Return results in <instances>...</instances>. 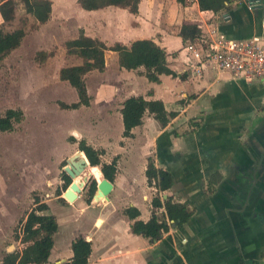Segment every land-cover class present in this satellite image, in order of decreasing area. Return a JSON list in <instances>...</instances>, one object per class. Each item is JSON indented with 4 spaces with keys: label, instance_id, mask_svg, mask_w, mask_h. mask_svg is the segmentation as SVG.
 Wrapping results in <instances>:
<instances>
[{
    "label": "crops",
    "instance_id": "0c3cea01",
    "mask_svg": "<svg viewBox=\"0 0 264 264\" xmlns=\"http://www.w3.org/2000/svg\"><path fill=\"white\" fill-rule=\"evenodd\" d=\"M73 18L72 32L78 34L70 40L81 30L109 48L117 43L130 46L138 40H153L166 50L169 68L178 74H164L159 82H151L143 74L144 68L123 69L118 54L108 50L106 70L89 73L99 81L90 106L61 108L70 116L86 115L73 126L71 143L79 146L85 141L103 150V163L117 160L107 201L94 203L95 193L84 199L85 186L74 202L83 200L88 204L85 207L97 210L92 228L76 236L92 242L90 264H264V81L237 79L216 67L192 68L197 61L185 51L186 44L179 36L183 24L197 23L205 37L222 32L264 41V8H258L257 3L250 6L248 0H234L229 10L214 13L201 11L196 0L187 6L177 0H141L139 12L133 14L113 6L86 11L77 2ZM51 21L52 16L42 26ZM107 91L108 95L102 94ZM138 96L162 101L173 116L163 126L147 112L142 125L125 137L122 105ZM87 122L90 130L83 132L80 127ZM149 159L157 169L173 175L171 189L158 192L149 186ZM90 170L96 174L97 184L105 179L99 166L90 164L86 171L92 174ZM60 179L57 190H62L64 198L68 188L61 186L62 173ZM157 195L162 202L171 197L188 203L191 217L182 227L170 226L162 238L151 241L132 232L134 221L125 210L137 208L138 220L148 222ZM59 198L56 191L54 198L42 201L50 207L51 200ZM159 213H165V208ZM55 247L56 242L49 262ZM68 256L65 261L73 252Z\"/></svg>",
    "mask_w": 264,
    "mask_h": 264
},
{
    "label": "rangeland",
    "instance_id": "374dc122",
    "mask_svg": "<svg viewBox=\"0 0 264 264\" xmlns=\"http://www.w3.org/2000/svg\"><path fill=\"white\" fill-rule=\"evenodd\" d=\"M51 1L50 24L32 28L19 47L0 56V114L7 109H21L25 114V120L16 125L13 132H0V262L8 252L23 248L16 236L21 233L20 221L33 207L34 199L47 201L56 196L63 163L79 152L78 144L70 142L73 126L86 119L85 114L70 116L60 107V103L79 100L76 90L60 79L62 68L80 62L68 56L66 50V42L78 34L71 28L76 21L73 17L77 1ZM2 23L0 15V25ZM34 24L23 7L18 6L16 20L4 28L13 31L28 29ZM41 51L52 53L45 63L36 59ZM86 85L93 100V95L98 94L99 81L89 74ZM106 85L112 86L108 82ZM89 124L83 123L80 129L89 131ZM90 171L93 176L85 171L77 180L88 177V189L97 177ZM88 189L82 192L84 199L89 197ZM86 205L83 200L74 204L51 200L50 214L56 217L60 231L48 264L67 259L72 251V240L92 228L97 210Z\"/></svg>",
    "mask_w": 264,
    "mask_h": 264
},
{
    "label": "trees",
    "instance_id": "16d2710c",
    "mask_svg": "<svg viewBox=\"0 0 264 264\" xmlns=\"http://www.w3.org/2000/svg\"><path fill=\"white\" fill-rule=\"evenodd\" d=\"M183 6H187L190 0H177ZM201 11H211L220 13L229 10L230 4L234 0H196ZM80 7L86 11H97L107 7H119L129 9L133 14L139 12L141 0H78ZM22 6L26 15L31 17L35 26L24 29L19 28L7 31L4 26L12 23L17 17V8ZM53 2L51 0H0V14L3 23L0 25V56L3 52L16 49L21 45L27 33L32 28L46 24L51 18ZM179 36L185 44L195 42L202 36V31L197 23H185L180 29ZM68 56H73L81 60V64L67 66L60 71V79L68 82L79 96V102L68 105L60 103V107L66 109H78L81 106H90L92 97L89 95L86 85V77L94 71L104 72L106 70V51L111 50L118 54L119 65L126 70H137L144 68L143 74L151 82H159L161 75L178 74L169 68L167 52L153 40H138L130 46L115 44L109 48L105 42L89 37L83 30L80 31L76 39L66 42ZM52 56V53L41 51L36 59L40 63H45ZM151 113L161 123L166 126L173 116L168 113L162 101H148L142 96L130 97L124 101L121 109L124 124V136L130 137L132 130L143 123L145 113ZM25 120V114L21 109H7L0 114V132L10 133L15 130V126ZM74 140V139H72ZM79 150L84 152L92 167L99 166L105 179L111 183L115 181L117 174V160L111 163H103V150L94 149L85 141L79 143ZM67 163H63V167ZM146 177L149 186H155L158 192H165L174 186V177L171 173L162 169H157L153 159H149ZM62 179L64 181L63 190L72 184V178L63 170ZM97 181L93 179L88 189V196L92 197L97 189ZM59 200L62 198V190H57ZM91 203V199L88 200ZM153 212L148 222L138 220L140 212L135 207L125 210V215L133 220L131 230L136 235H141L151 241L162 238V234L167 232L170 226L182 227L191 217L188 212V203L173 201V198L162 202L160 195L153 199ZM165 208V213H159V209ZM50 207L39 197L34 199V207L27 213L26 217L20 221L22 226L20 235L16 238L23 244L21 250L8 252L0 264H48L52 250L55 246V236L59 232V223L56 217L49 213ZM72 258L58 264H90V257L93 252L92 242L82 235L76 237L71 245Z\"/></svg>",
    "mask_w": 264,
    "mask_h": 264
},
{
    "label": "built area",
    "instance_id": "2783aa9c",
    "mask_svg": "<svg viewBox=\"0 0 264 264\" xmlns=\"http://www.w3.org/2000/svg\"><path fill=\"white\" fill-rule=\"evenodd\" d=\"M185 51L197 61L192 68L216 67L237 79L264 81V41L259 38L239 39L222 32L213 38L202 35L187 43Z\"/></svg>",
    "mask_w": 264,
    "mask_h": 264
},
{
    "label": "water",
    "instance_id": "95a60500",
    "mask_svg": "<svg viewBox=\"0 0 264 264\" xmlns=\"http://www.w3.org/2000/svg\"><path fill=\"white\" fill-rule=\"evenodd\" d=\"M257 3L258 8H264V0H252ZM83 152H79L78 154L81 155ZM77 155H74L68 160L67 166L64 167V171L73 179L72 184L70 187L65 191L64 198L68 200L70 203H74L79 194L82 192L86 183L88 182V177H85L83 180L77 181L80 176L83 174H79L77 177V173H80L82 167L81 165L75 163ZM85 162L90 165L88 159L86 158ZM113 190V183H111L107 179H103L98 183L97 190L93 197L94 203L104 202L109 199V195ZM65 260L61 261L60 263L64 262Z\"/></svg>",
    "mask_w": 264,
    "mask_h": 264
},
{
    "label": "bare ground",
    "instance_id": "6f19581e",
    "mask_svg": "<svg viewBox=\"0 0 264 264\" xmlns=\"http://www.w3.org/2000/svg\"><path fill=\"white\" fill-rule=\"evenodd\" d=\"M76 160L75 163L81 165L82 169L80 171V173H77V177L79 176V174L84 173L86 171V169L89 167V165L85 162L86 160V156L84 155V153H82L81 155H79L78 153L76 154Z\"/></svg>",
    "mask_w": 264,
    "mask_h": 264
}]
</instances>
